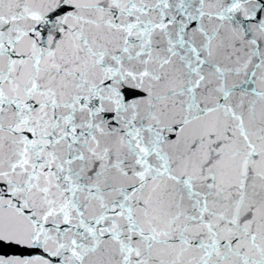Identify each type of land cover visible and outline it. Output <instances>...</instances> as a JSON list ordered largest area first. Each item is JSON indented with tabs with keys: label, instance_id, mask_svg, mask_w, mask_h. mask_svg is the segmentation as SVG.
Here are the masks:
<instances>
[{
	"label": "snow or ice",
	"instance_id": "obj_1",
	"mask_svg": "<svg viewBox=\"0 0 264 264\" xmlns=\"http://www.w3.org/2000/svg\"><path fill=\"white\" fill-rule=\"evenodd\" d=\"M0 264H264V0H0Z\"/></svg>",
	"mask_w": 264,
	"mask_h": 264
}]
</instances>
